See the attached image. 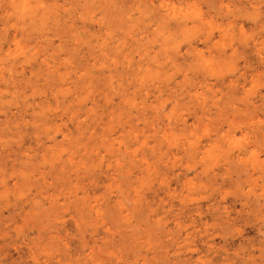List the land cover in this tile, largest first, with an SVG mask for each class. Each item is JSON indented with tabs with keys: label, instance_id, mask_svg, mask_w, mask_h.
Instances as JSON below:
<instances>
[{
	"label": "clouds",
	"instance_id": "9594fccd",
	"mask_svg": "<svg viewBox=\"0 0 264 264\" xmlns=\"http://www.w3.org/2000/svg\"><path fill=\"white\" fill-rule=\"evenodd\" d=\"M0 264H264V0H0Z\"/></svg>",
	"mask_w": 264,
	"mask_h": 264
}]
</instances>
